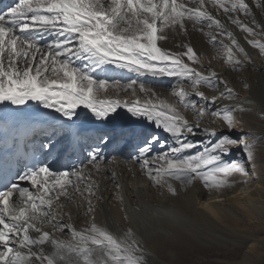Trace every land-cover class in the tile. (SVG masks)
Segmentation results:
<instances>
[{"label": "snow or ice", "instance_id": "6c2138e0", "mask_svg": "<svg viewBox=\"0 0 264 264\" xmlns=\"http://www.w3.org/2000/svg\"><path fill=\"white\" fill-rule=\"evenodd\" d=\"M253 7L264 13V0H17L0 11V264H151L131 226L113 231L95 222L93 201L104 196L93 177H117L101 148L113 138L87 143L75 124L80 110L104 122L125 108L159 130L129 159L169 194H177L173 182L221 190L249 174L254 144L236 132L246 108L189 37L206 36L229 71L243 72L254 62L245 44L264 56V23ZM179 36L189 41L176 44L182 51L166 47ZM117 70L175 78L174 99L138 79L122 81ZM65 138L84 159L55 167L52 153ZM73 209L90 221L78 227Z\"/></svg>", "mask_w": 264, "mask_h": 264}, {"label": "bare ground", "instance_id": "6f19581e", "mask_svg": "<svg viewBox=\"0 0 264 264\" xmlns=\"http://www.w3.org/2000/svg\"><path fill=\"white\" fill-rule=\"evenodd\" d=\"M1 2L2 0H0V4ZM16 2L17 0H9V6ZM249 2L254 5V0H249ZM253 13L258 22L264 23V13L254 7ZM229 27L238 38L243 36L239 29L231 25ZM189 41L198 54L203 55L205 65L211 61V67L221 74H227L230 83L237 90L246 111L237 115L242 126H238L236 132L239 134L253 130L255 136L262 135L261 137L258 135L257 138L253 135H250V138L245 135V138L254 144V160L247 164L249 174L235 176L232 185L221 190H209L203 186V182L187 186L173 182L177 194H169L166 189L152 185L144 177L135 159H129V156L134 157L135 145L140 143L145 135L159 130L153 129L144 121L134 120L125 108L119 109L116 114L104 122L94 121L87 110H80V117L75 121V124L87 132L89 137L87 143L94 144L95 137L103 133H107L113 138V142L108 147L101 146V148L107 158L105 168L114 170L117 177L116 181H113L110 171L93 177L99 181L104 196L101 202L93 201L96 207L95 222L98 225L107 226L113 231L131 226L143 241L151 259L158 255L156 252L158 243L165 244V246L176 245L178 242H189L190 244V241L196 244L206 243V230L217 226L227 232L232 231L233 235L234 233L237 236L242 234L243 240L235 252L241 254L243 261H249L254 257L262 258L264 256V145L256 143H260L258 141L261 139L264 140V132H255L261 131V128L259 130L256 128L257 130L254 131L253 123L257 121L256 117H260V114L264 115V110L253 104L257 93L250 79L256 80L258 76L264 83V56H260L257 49H251L245 44L246 50L249 51L254 62L247 64L243 72H231L224 63L223 53L218 52V46L211 45L206 36L199 32H191ZM189 41H186L185 37L179 36L166 47L179 52L183 49L176 47V44ZM117 72L120 73L118 78H121L122 81L133 78L143 79L134 73L122 70H117ZM251 75L254 77L250 78ZM142 82L147 87H151L161 98L168 99L170 102L174 99L171 96V87L175 84V78L149 77ZM203 90L207 94H213L210 89ZM110 95L111 98L135 99L128 93H120L119 97L115 93ZM138 95L142 97L139 92ZM254 109L256 113L252 112ZM118 153L123 154L119 155ZM236 156L244 159L243 153L237 152ZM52 157L59 159V164L54 165L55 167L84 159L76 140L69 141L67 138L56 145ZM117 182L119 188H117ZM120 195L123 196V202L119 199ZM126 216L127 219H125ZM90 219L83 215L77 217L75 209H73V223L78 227L85 226ZM237 228L243 230L240 231ZM224 234H222V238L230 237H226L227 235ZM208 244L215 246L212 243ZM188 250L190 249L188 248Z\"/></svg>", "mask_w": 264, "mask_h": 264}, {"label": "rangeland", "instance_id": "374dc122", "mask_svg": "<svg viewBox=\"0 0 264 264\" xmlns=\"http://www.w3.org/2000/svg\"><path fill=\"white\" fill-rule=\"evenodd\" d=\"M149 77H151V76H141L140 78H143V79H140L139 81H141V80L145 81ZM252 77H254V75L253 76L251 75L250 78H252ZM161 78H163V77H161ZM158 79H160V78H158ZM250 80H252V85L255 87V90L257 93L254 97V100L252 99L253 104H254V106L257 105L258 107H261L264 110V83L260 79V77H258V76H257L256 80L255 79H250ZM253 81L256 83H254ZM252 112H255V109ZM256 120L257 121L255 123H253L255 125L254 131L257 130L256 128H258V130L261 128L260 129L261 131H255V132H264V115L260 114V117H258V118L256 117ZM258 126H260V127H258ZM252 131L240 132L239 134H244L248 137L250 135L255 136V133ZM247 133H248V135H247ZM258 135H256L255 138L262 136V135H259V136ZM258 142H260V143H256V144L264 145L263 139L259 140ZM258 148H260V147H258ZM258 148H256V149H258ZM212 228L213 229H211V230L210 229L206 230V239H207L206 243L196 244V243H193L192 241H190V244H189V242H178L176 245H169L170 247L168 245L165 246V244L162 245V244L158 243L156 245V252L158 255L156 257H154L157 259H154V258L151 259L150 258V262L152 261L151 264H256V263L262 264V262L264 260V256H262V258L254 257L249 261H246V260L243 261V258H241V256H240L241 254H239L237 251L235 252V249L239 248L238 245L243 240L241 238L242 234H239V236H237V234L234 233V235H233L232 231L227 232L218 226L212 227ZM237 229L240 231L243 230L242 228H237ZM236 232H238V231H236ZM223 233H225L224 234L225 236L227 235L226 237H228V236H230V237L228 239L222 238L221 236H223L222 235ZM208 243H212L215 246H211ZM232 247H234V248H232ZM188 248L190 250H188ZM160 254H161V258H160ZM162 256H163V258H162ZM164 257H165V259H164ZM159 261L162 263H160Z\"/></svg>", "mask_w": 264, "mask_h": 264}]
</instances>
